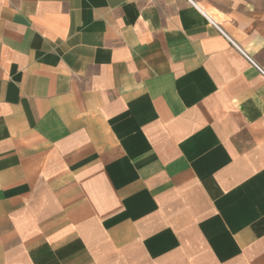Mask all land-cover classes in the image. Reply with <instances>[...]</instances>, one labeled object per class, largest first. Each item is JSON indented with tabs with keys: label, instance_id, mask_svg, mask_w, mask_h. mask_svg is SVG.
<instances>
[{
	"label": "crops",
	"instance_id": "1",
	"mask_svg": "<svg viewBox=\"0 0 264 264\" xmlns=\"http://www.w3.org/2000/svg\"><path fill=\"white\" fill-rule=\"evenodd\" d=\"M260 70L248 0H0V264H264Z\"/></svg>",
	"mask_w": 264,
	"mask_h": 264
},
{
	"label": "rangeland",
	"instance_id": "2",
	"mask_svg": "<svg viewBox=\"0 0 264 264\" xmlns=\"http://www.w3.org/2000/svg\"><path fill=\"white\" fill-rule=\"evenodd\" d=\"M251 3H255L259 8H264V0H248Z\"/></svg>",
	"mask_w": 264,
	"mask_h": 264
},
{
	"label": "built area",
	"instance_id": "3",
	"mask_svg": "<svg viewBox=\"0 0 264 264\" xmlns=\"http://www.w3.org/2000/svg\"><path fill=\"white\" fill-rule=\"evenodd\" d=\"M244 56H246V55H244ZM246 58L248 59V60H250L247 56H246ZM261 71V70H260ZM262 72V71H261ZM263 73V72H262ZM264 74V73H263Z\"/></svg>",
	"mask_w": 264,
	"mask_h": 264
},
{
	"label": "bare ground",
	"instance_id": "4",
	"mask_svg": "<svg viewBox=\"0 0 264 264\" xmlns=\"http://www.w3.org/2000/svg\"><path fill=\"white\" fill-rule=\"evenodd\" d=\"M212 14V13H211ZM217 14V13H216Z\"/></svg>",
	"mask_w": 264,
	"mask_h": 264
}]
</instances>
